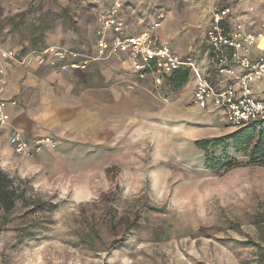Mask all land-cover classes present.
<instances>
[{"label": "rangeland", "instance_id": "obj_1", "mask_svg": "<svg viewBox=\"0 0 264 264\" xmlns=\"http://www.w3.org/2000/svg\"><path fill=\"white\" fill-rule=\"evenodd\" d=\"M114 1L0 0V19L29 5L66 11L44 45L93 54L94 32ZM121 2L129 32L152 29L181 56L191 46L207 69L204 33L214 7L231 5L243 21L253 17L255 29L264 22V0ZM38 15L12 34L6 26L0 49L28 46ZM96 63L95 73H63L51 83L61 99L68 89L80 100L82 114L72 121L36 103L28 108L39 126L58 132L48 135L55 149L43 146L39 155L21 157L0 133V169L29 189L27 204L19 200L8 223L0 210V264H263L264 162L236 153L238 164L213 171L194 144L238 129L220 111L194 104L192 80L161 89L163 81L138 78L123 56ZM90 84L111 94L95 90V102L87 95ZM31 96L26 101L35 102Z\"/></svg>", "mask_w": 264, "mask_h": 264}, {"label": "built area", "instance_id": "obj_2", "mask_svg": "<svg viewBox=\"0 0 264 264\" xmlns=\"http://www.w3.org/2000/svg\"><path fill=\"white\" fill-rule=\"evenodd\" d=\"M122 6L121 0H115L102 13L94 32L93 54L58 45L23 55L16 50L0 49V93L7 86V70L13 67L43 66L53 60L61 72L84 71L92 63L123 56L134 73L141 78L148 76L156 84H161L163 76L174 70L188 68L194 104L200 110L220 111L231 128L264 123V97L259 98L254 90L255 83L264 81V22L260 31L250 30L231 6L214 7L204 33L207 69L196 61L191 46L185 55H178L152 29L125 34L120 17ZM254 50L261 54L254 55ZM10 105L15 106L16 102L0 100V129L7 125L6 110ZM8 144L21 157L39 155L43 146H56L50 137L27 139L16 131L11 132Z\"/></svg>", "mask_w": 264, "mask_h": 264}, {"label": "trees", "instance_id": "obj_3", "mask_svg": "<svg viewBox=\"0 0 264 264\" xmlns=\"http://www.w3.org/2000/svg\"><path fill=\"white\" fill-rule=\"evenodd\" d=\"M230 7L226 3H221L217 7ZM43 7L38 8L37 10L33 8L32 5H29L27 9L21 11L16 15L6 17L5 19H0V34L7 27H9V34L14 33L15 30H20L22 25L26 23V18L34 13H39L36 21L31 25V38L29 39V45H22L21 47L15 48L18 50L20 55L26 54L29 51L42 50L48 45H44V36L47 32L54 30V27L59 21L65 20L68 17L66 11L56 12V11H43ZM124 5L122 6L120 17L124 21V33L127 35H134L136 32L131 33L128 31V27L126 25V20L123 18L124 13ZM236 14V13H235ZM251 23V24H249ZM254 19L253 17H249L246 22L244 21L245 27L250 30L260 31L254 28ZM145 30V29H144ZM142 31V30H141ZM140 31V32H141ZM139 33V32H137ZM6 36L0 37V42L5 40ZM24 42V41H23ZM69 49L76 50L73 47H68ZM126 61V58L124 57ZM98 63H92L87 66V69L84 71L76 70L72 71L75 74L81 73H92L98 71ZM134 73V72H133ZM140 79L150 80V77L146 76L141 78L138 73H134ZM191 80V74L188 68L183 67L177 70H174L172 73L163 76L162 80V88H172V89H180L184 87ZM89 92L87 95H91V98L96 100L95 102H99L97 92L100 91H108L109 87H95L90 84V87L86 88ZM97 92H96V91ZM96 92V93H94ZM111 94L110 91L107 94ZM112 97V95H111ZM112 99L109 104L113 102ZM196 148L203 154L202 160L204 162V166L207 169L216 171L221 166L234 167V165L238 164L237 159L233 157L234 154H241L251 161L264 162V123L261 122H253L248 125V127L238 129L234 131L232 134L224 136L218 139H202L201 141L194 142ZM29 191L28 187L24 186L22 183L16 184L11 178L9 179L0 169V210L3 214V222L8 223L9 217L12 215V212L20 200L22 204L26 203V192ZM44 204V203H43ZM42 203L37 204L35 207L39 209L43 206ZM42 210V209H41ZM34 240L33 237L27 238L26 241ZM18 245H22L23 241L21 237H18L17 240ZM264 264V260L261 261Z\"/></svg>", "mask_w": 264, "mask_h": 264}, {"label": "crops", "instance_id": "obj_4", "mask_svg": "<svg viewBox=\"0 0 264 264\" xmlns=\"http://www.w3.org/2000/svg\"><path fill=\"white\" fill-rule=\"evenodd\" d=\"M92 50L94 53V44ZM253 54L260 55L261 51L254 50ZM39 70L47 71V76L43 78L38 77L36 74ZM63 73L71 72L59 71L58 68H56V62L53 60L43 66L32 65L23 68L13 67L7 70V86H5L4 91L0 93V100L7 102L15 101L17 105L8 106L6 110L7 125L0 129V133L3 131L4 135L9 138L11 132L15 131V128L27 139L48 137V135L53 134L57 135L58 132L53 128V125L41 127L36 120L38 117L36 118L33 114H29L28 108L33 105L32 103H36L35 106L41 107L42 111L44 107L46 114L54 113L58 120H63V117H65L69 119L68 121H72L77 113L81 115V102L79 99L71 98L68 89L64 96L66 100L54 94V91L60 88L57 86L58 84L53 85L51 83L58 81L57 79H59V76ZM262 82L254 84L255 94H257L259 98L264 97V87L261 85ZM32 93L35 94L34 97L31 96ZM27 95L34 98L35 102H33V100H31V102L26 101ZM89 119L90 118H88V120ZM94 121V119L91 120L90 124L93 125Z\"/></svg>", "mask_w": 264, "mask_h": 264}]
</instances>
